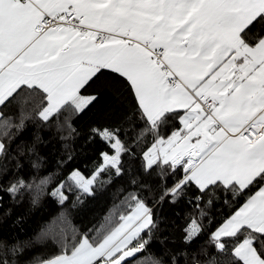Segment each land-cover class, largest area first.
<instances>
[{
    "label": "snow or ice",
    "instance_id": "obj_1",
    "mask_svg": "<svg viewBox=\"0 0 264 264\" xmlns=\"http://www.w3.org/2000/svg\"><path fill=\"white\" fill-rule=\"evenodd\" d=\"M14 101L18 116L0 112L4 216L25 192L38 206L61 175L21 174L46 162L42 129L74 140L73 119L103 102L135 131L129 146L118 127L90 129L111 154L100 152L90 176L73 168L47 194L64 205L75 190V207L126 174L133 190L99 228L78 230L65 213L53 219L38 239L58 252L30 264H264V0H0V107ZM27 121L37 130L17 143ZM124 156L139 161L135 170ZM181 201L192 212L172 247L162 211ZM217 206L230 209L221 220ZM154 241L159 257L138 259ZM22 254L0 239V264H21Z\"/></svg>",
    "mask_w": 264,
    "mask_h": 264
},
{
    "label": "trees",
    "instance_id": "obj_2",
    "mask_svg": "<svg viewBox=\"0 0 264 264\" xmlns=\"http://www.w3.org/2000/svg\"><path fill=\"white\" fill-rule=\"evenodd\" d=\"M19 107L20 105L14 101L11 104H7L6 107H0V112H3L5 116H18ZM73 124L77 129L78 135H76L74 140L64 142H61L58 138H53L52 132L42 129L40 134L43 138V143L37 146V150L41 156L45 157L46 162L38 172L30 169L26 165L21 173L26 180L34 176L38 182L42 176L49 172L57 170L61 172V175L56 176L52 184L48 186L46 194L40 199L39 205L32 207L31 194L25 192L22 199L18 197L19 203L11 205V216H4L0 212V239L9 242L15 241L23 246V254L19 257L21 264H30L37 256L47 258L58 252V246L51 239H38V237L41 230L62 213L67 215L71 225L78 230L84 231L89 228H99L113 205L119 204L123 199V195L129 190H133L129 185V178L126 174L116 179L113 184L103 190L97 188L94 196L81 197L83 203L77 204L75 207H73V202L77 195L75 190L71 193L66 191L65 194L69 196V199L64 205L59 204L57 200L47 194L73 168H78L85 176H90L94 166L100 162V152L108 151L111 154V149L99 137L89 140L90 129L92 127H118L120 129L121 139L129 146L132 145L135 135V131L123 120L122 113L115 108H106L103 102L92 106L83 115L75 117ZM36 130L35 124L32 121H27L26 130L19 136L16 142L18 143L19 140L31 141L33 138L32 134ZM150 142L151 136H148L134 150L139 154L141 150H146V145L150 146ZM63 143H68L69 148L64 149ZM69 152L73 156L72 160L67 162L63 168L57 169V160L66 158ZM123 160L126 169L129 164H132L135 170V167L139 164V161H130L128 156H124ZM102 178H107L106 174H102ZM156 183V181H153L154 187ZM168 183L171 184V180ZM120 187L125 189L124 193L117 192V189ZM141 194L143 196L150 195L147 192H142ZM3 204L4 208H8L11 204L7 195L4 196ZM229 210L228 207L221 208L217 206L214 210L216 220H221ZM157 212L159 213L160 209H157ZM189 212H192V209L183 201L175 206L167 203L163 206L162 215L166 217V225L168 228V231L164 235L175 238L176 243L172 247L180 246L182 229L187 223L186 214ZM207 223V220H205L204 224L207 225ZM215 226V224L212 225L213 229ZM207 231L208 229L206 227L205 232ZM205 239V236L202 235L192 247L196 248L198 245L204 243ZM162 251L161 245L154 241L148 247L147 252L141 253L138 259L147 256L148 253H152L153 257L156 258L159 257Z\"/></svg>",
    "mask_w": 264,
    "mask_h": 264
}]
</instances>
